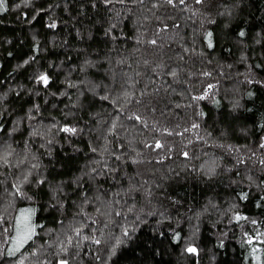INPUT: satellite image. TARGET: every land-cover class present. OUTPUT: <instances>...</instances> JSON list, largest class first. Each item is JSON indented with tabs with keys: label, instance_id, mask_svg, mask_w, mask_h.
I'll return each instance as SVG.
<instances>
[{
	"label": "trees",
	"instance_id": "obj_1",
	"mask_svg": "<svg viewBox=\"0 0 264 264\" xmlns=\"http://www.w3.org/2000/svg\"><path fill=\"white\" fill-rule=\"evenodd\" d=\"M4 8L0 248L22 210L38 235L0 264H264V0Z\"/></svg>",
	"mask_w": 264,
	"mask_h": 264
},
{
	"label": "snow or ice",
	"instance_id": "obj_2",
	"mask_svg": "<svg viewBox=\"0 0 264 264\" xmlns=\"http://www.w3.org/2000/svg\"><path fill=\"white\" fill-rule=\"evenodd\" d=\"M104 4L107 6L108 4H111L113 2V0H103ZM120 3H125L127 2V0H119ZM140 2L142 3L143 0H140ZM166 2L168 4H171L173 6H175V0H166ZM180 4H185L186 0H179ZM196 4H204L205 0H195ZM93 7H95V4H93ZM0 10H6L4 8V0H0ZM51 28H55L56 25L55 23H52L50 25H48ZM240 36L244 35V32L241 31L239 33ZM208 37H211V33H208ZM152 44H155L156 41L153 40L151 41ZM211 40L209 39V47H211ZM171 75L175 76L176 73L173 72L171 73ZM38 82H42L44 84V86L46 87L48 85L49 82V78L47 75L42 74L41 76H39L38 78ZM251 82V81H250ZM212 85H209L208 88L209 90L212 88ZM207 95V93H205L202 96H197V97H193V99L196 100H202L205 98V96ZM101 99H107V96H101ZM129 119H135L137 121L141 120L140 116H134V117H129ZM113 128H115V124L113 123L112 125ZM193 127H198V125L194 124ZM63 132L66 133H70V134H75L77 129L75 127H63L62 129H60ZM170 134V133H169ZM149 147H152V145H148ZM156 148L161 147L160 143L157 142L155 144ZM261 147H264V144L261 145ZM95 151V149H93ZM185 157H187V153H184ZM117 159H119V157H117ZM262 163H264V161H262ZM33 167H36V165H33ZM24 182H27V178L25 177ZM39 183H43V180L38 181ZM0 183H2V181H0ZM21 185H13V188H15V193L14 195L20 196L23 195L22 191H21ZM119 214V213H117ZM33 215V210H22L19 214V216L15 219V222L11 225V232L12 234L9 236H6L4 239V243L9 244V247L7 248V250L5 251L3 248H0V257L3 256H7V257H15L17 253H19L21 251V249L24 248V246L29 242L32 241L33 238L35 236L38 235V233L36 232V225H34L32 223L31 217ZM241 217H237V219H240ZM7 225V221L4 215H0V236H2L4 233H8L9 232V227L6 226ZM42 227V225L40 226ZM82 230L81 229H77L75 231V235L77 237H80L82 241H90L92 244H96L99 245L101 243L100 239H96L93 237H90L88 235H81ZM123 235L125 237H127L129 235L128 230L125 228L123 231ZM176 239H179V236L177 234ZM251 242V241H249ZM120 243H122L121 240H117L116 241V246H118ZM80 241L76 242V247H79ZM73 246V239L72 237H69L67 240V246L66 247H62L61 248V252H63L65 255L67 254V248L68 247H72ZM116 251V247L112 248V253L115 254ZM185 251H187L190 254H198L197 249L193 246H188ZM255 251V249H254ZM33 256L37 255V252H32L31 253ZM19 264H24L23 259H21L19 261ZM56 264H70V261L68 259H58L56 261Z\"/></svg>",
	"mask_w": 264,
	"mask_h": 264
},
{
	"label": "water",
	"instance_id": "obj_3",
	"mask_svg": "<svg viewBox=\"0 0 264 264\" xmlns=\"http://www.w3.org/2000/svg\"><path fill=\"white\" fill-rule=\"evenodd\" d=\"M0 69H1V62H0Z\"/></svg>",
	"mask_w": 264,
	"mask_h": 264
}]
</instances>
